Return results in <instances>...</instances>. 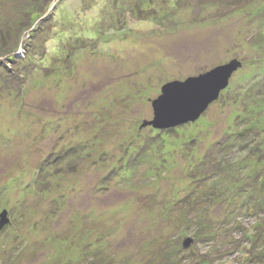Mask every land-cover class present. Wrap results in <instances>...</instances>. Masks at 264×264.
<instances>
[{
  "label": "rangeland",
  "instance_id": "374dc122",
  "mask_svg": "<svg viewBox=\"0 0 264 264\" xmlns=\"http://www.w3.org/2000/svg\"><path fill=\"white\" fill-rule=\"evenodd\" d=\"M24 1L34 0L0 1V34ZM215 1L56 0L47 8L45 17L58 2L63 23L56 24L59 39L40 52L49 61L58 47L74 54L67 67L54 59V74L41 85L28 82L23 96H0V216L7 220L0 225V264H88L92 256L98 264L103 257L136 261L152 258L148 250H180L193 240L187 225L196 203L183 202L193 188L212 194L203 216L224 242L226 212L215 198L236 181L253 189L251 213L238 221L239 253L213 264H244L264 235V0ZM65 22L84 37L66 40ZM232 60L241 68L198 120L163 130L143 126L164 84ZM238 133L245 139L240 153L225 156L232 161L226 181L193 185L199 159ZM121 164L127 168L114 175Z\"/></svg>",
  "mask_w": 264,
  "mask_h": 264
},
{
  "label": "trees",
  "instance_id": "16d2710c",
  "mask_svg": "<svg viewBox=\"0 0 264 264\" xmlns=\"http://www.w3.org/2000/svg\"><path fill=\"white\" fill-rule=\"evenodd\" d=\"M0 1L2 2L3 0ZM221 1L225 2L226 0ZM24 2L26 3H22L21 5L16 6V18L13 20L12 17L11 22H9V25L6 27L5 33L0 34V58L5 57V61L7 63L2 64V62H0L1 97L12 96L16 92V94H18V97L23 96L21 94L22 91H24L25 93L27 84L32 82V80H37V85H41L44 80L54 74L52 70V61H54V59H57L56 62H60L63 59L65 61L64 65H66L67 62L69 63L71 56L74 54L72 53V51L69 52L63 49L60 50L61 47H58L54 49L55 52H53V58H50V62L46 54L44 52H40L41 50L39 47L43 45V43H48V41L52 40L55 42V39H59L60 37L57 33V31H60V29H56V24L61 25L63 23V20H57L58 2L54 4L51 14H48L46 17L45 12L47 11V8L51 6L54 2H56V0H48L47 3L45 1V4H43L40 0H34L29 3L27 1ZM215 2H219V0H216ZM180 4L181 3L179 2V5ZM38 18H41V21H39L37 25H34ZM64 24H68L69 28V22H65ZM30 29L32 30L27 34L28 38L25 41H21V44L19 45L21 35H23L25 32H28ZM0 31L3 32V29L0 28ZM65 31L67 34L66 40L68 39V37H70L69 39L75 40L77 42L76 39H78V37H84L82 34L77 35V32H70V28H66ZM54 33L57 36H54ZM39 41L40 43H38ZM17 49L20 51L18 52L19 55H22V57L25 56L24 60L21 61L18 57L19 55L15 54L18 51ZM10 52L14 53L10 54ZM67 54L68 57L66 58L65 55ZM35 55L37 56L33 57ZM47 60L50 62V64L48 65L49 67L45 66ZM7 65H9L10 69L6 68ZM13 66L17 69V71L14 69ZM225 135H228L227 137L230 138L233 137L232 133H227ZM235 136H237V138H234L233 143H229L231 139L227 138L228 142H226V144H224L223 142H219L214 145L211 150L213 156L211 155L209 158L203 157L202 160L199 159L202 164L199 165V168L195 172V175L199 173L200 177H196L194 175L192 181L193 185L200 184L202 182H212L214 179L226 181L227 177H225V175L227 173L225 169L227 168L228 163L232 161L226 160L225 156L229 152H231L230 156L232 157H234L236 153H240L242 151V149L240 148V144L242 143L240 141H244L245 139V137L242 136V133H238ZM240 138L241 140H239ZM238 149L241 150L238 151ZM224 152L225 154H223ZM124 166V164H121L120 167H115L113 170H111V172L114 171L113 174L115 175L120 169L127 168V166ZM43 170V167L39 168L38 174H41ZM222 173H224V177H222ZM36 181L38 182V184L39 182L42 184V181ZM232 183L234 184L232 185ZM236 183L237 181L231 182V185L230 183H226L227 185L224 187V191H226V193L224 192L223 194L222 192L221 200L218 201V198L220 196L218 197L215 195V205H222L223 213L226 212L225 218H223L224 220H222L221 222L223 225H221L220 233L223 230L225 232H229L228 237L230 239L225 240L223 242L221 240L222 237L218 236L217 233L216 235L209 233V230L212 229V227H210L206 218L203 216V204H206V200L209 199L212 194L211 196H209L208 192L206 193L205 191H196V189L193 188L190 196H186L183 200V202H187L188 206H191L192 204L194 205L196 203L194 206H192L193 208L191 207L192 211L196 212V214H194L193 220L189 221V225H187V228L190 229V232L193 235V240L191 241L198 245L207 246L208 250L204 251L203 254H200L196 251L192 252L190 250V247L183 248L182 246L180 250L167 248L165 255H163L162 251H164L166 248L162 249L160 252L157 250H148L149 256H152V258L141 259L140 256H136V261H131L132 258L122 259L121 261H119L115 257H113L111 258V260L104 261L106 258L103 257L101 260L102 262L100 261L98 262V264H213L216 261L215 259L218 258V260H220V257L222 255H226V257L228 258L234 256L235 254L239 253V245L235 243V240L238 239H235V237H237V235H242V231L238 221H240V219H243L244 215L247 216L249 215V213H251L249 205L250 203H252V201H248L249 199L251 200L253 198V195L251 194V190H253L252 188L251 190L245 191L243 190V188L240 187L242 186L241 183L239 185H236ZM38 184V188L39 186L43 185L39 184L38 186ZM214 186L216 188L218 184ZM246 193H248L247 195H249V198L246 199L245 197L242 200H239L241 199L240 195H246ZM193 194L195 195L190 199ZM238 201L243 204H247L243 208V206L240 207ZM242 210H244V214H242ZM239 213H241V215H239ZM169 220L170 216L168 217V221ZM263 236V234H259L258 240L255 241L257 242V245L255 244L251 246L249 252L247 253L248 258H246L243 262L244 264H264ZM260 239L262 240L260 241ZM214 246H216V249L214 250V253H211L209 249H212ZM186 250L188 251V253L184 252ZM92 257L89 259L88 264H95V262L97 261V259H95V256L93 258Z\"/></svg>",
  "mask_w": 264,
  "mask_h": 264
},
{
  "label": "water",
  "instance_id": "95a60500",
  "mask_svg": "<svg viewBox=\"0 0 264 264\" xmlns=\"http://www.w3.org/2000/svg\"><path fill=\"white\" fill-rule=\"evenodd\" d=\"M241 66L239 61L232 60L199 76L164 84L161 95L152 102L153 119L143 126L163 130L198 120ZM4 223H7L5 212L0 216V225ZM191 244V240H186L182 246L188 248Z\"/></svg>",
  "mask_w": 264,
  "mask_h": 264
}]
</instances>
